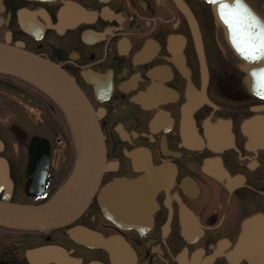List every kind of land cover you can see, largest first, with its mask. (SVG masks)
I'll return each mask as SVG.
<instances>
[{
	"label": "flooded vegetation",
	"instance_id": "1",
	"mask_svg": "<svg viewBox=\"0 0 264 264\" xmlns=\"http://www.w3.org/2000/svg\"><path fill=\"white\" fill-rule=\"evenodd\" d=\"M244 1L264 18V0ZM0 43L18 44L73 79L104 139L108 169L99 188L129 183L126 200L109 203V216L94 195L59 229L0 226V264H264L257 250L264 234V65L235 54L209 3L0 0ZM23 84L0 76L9 134L18 141L10 127L25 115L47 135L26 130V141H18L25 159L12 160L0 132L11 182L0 200L40 204L67 179L73 159L66 170L56 164L65 132L51 120V103ZM33 135L50 142L47 167L28 162ZM252 219L261 223L251 225L257 235L246 245L240 235ZM72 228L107 248L72 239ZM43 249L47 256L33 257Z\"/></svg>",
	"mask_w": 264,
	"mask_h": 264
},
{
	"label": "water",
	"instance_id": "2",
	"mask_svg": "<svg viewBox=\"0 0 264 264\" xmlns=\"http://www.w3.org/2000/svg\"><path fill=\"white\" fill-rule=\"evenodd\" d=\"M204 1L210 4L215 19L224 27L226 38L235 54L246 61L260 60L264 65V22L255 11L244 0L239 4L235 0ZM261 74L263 77L259 74L258 86L264 90V71ZM0 75L31 84L49 98L61 112L75 150L71 173L46 202L20 204L0 200V226L37 232L65 227L88 208L103 173L108 169L104 140L95 112L73 79L61 67L18 44L0 43ZM10 131L19 141L27 138L26 131L17 124H12ZM27 149L29 163H43L47 167L49 142L46 138L33 136ZM2 150L3 143L0 140V152ZM127 184L124 180H114L102 188L98 200L106 216H109V203L118 198L117 194L129 193L125 190ZM10 186L6 160L0 157V189L8 193ZM255 223L261 222L252 219L246 225L249 231L242 239L247 242L246 245L253 239L250 231L251 225ZM68 234L85 245L89 246L92 241L98 240L101 247L107 248L106 241L81 229H70ZM247 249L250 251L251 246H247ZM48 254L49 251L43 249L32 255L42 258Z\"/></svg>",
	"mask_w": 264,
	"mask_h": 264
},
{
	"label": "rangeland",
	"instance_id": "3",
	"mask_svg": "<svg viewBox=\"0 0 264 264\" xmlns=\"http://www.w3.org/2000/svg\"><path fill=\"white\" fill-rule=\"evenodd\" d=\"M18 99L20 100V96H18ZM31 102H32V100H31ZM34 102H35V100H34ZM27 106L28 107H26V111L28 113H31L32 110L34 111L33 106H30V105H27ZM31 107H33V108L31 109ZM20 111H21V109L18 110V113H21ZM50 111L52 114H54L58 117V114L54 111V109L53 110L51 109ZM0 112H1L0 113V124H1V131L0 132H1V135L4 137V139H6L8 141V143H9L8 145L10 147L9 149H7L8 151L5 150L4 155L7 158H10L12 160H16V159L17 160H19V159L24 160L25 154H26V147L24 145H21L18 141L14 140V138L9 134L8 126L12 121L8 119L9 116L6 113H3L6 111L2 108L1 105H0ZM22 116H23V119L18 117L17 123L20 124V126H23V128L25 130H27L29 132V134H33L34 132H38L39 134L42 133V135H47L46 129L41 125V123L40 124H32V120H29L25 115H22ZM56 116H54V117H56ZM65 129H67L66 125H65ZM65 133L69 135L67 130L65 131ZM69 137H70V135H69ZM65 142L66 143H64V145L66 146V152L64 153L62 151V149H60L59 145L55 144L57 148H56L54 154H55V160L57 161L56 164H59V165H60V163L64 164L63 166L65 167V170H66L68 168V166L71 164L70 163L71 160L73 159V157H72L73 156V151H72L73 145L70 143V142L73 143V141L72 140L68 141V139L66 137ZM55 143H56V141H55ZM72 169H73V167H72ZM46 201H43L42 203H44Z\"/></svg>",
	"mask_w": 264,
	"mask_h": 264
},
{
	"label": "bare ground",
	"instance_id": "4",
	"mask_svg": "<svg viewBox=\"0 0 264 264\" xmlns=\"http://www.w3.org/2000/svg\"><path fill=\"white\" fill-rule=\"evenodd\" d=\"M252 9V8H251ZM257 14V16L260 18V20L261 21H263L264 22V18L262 17V16H260L258 13H256ZM241 59H242V57H240ZM51 62V61H50ZM24 86L26 87V88H28V91H30V90H35L34 92H37L36 91V89L31 85V84H28V83H25L24 82ZM263 86H264V84H263ZM86 98V97H85ZM88 101V100H87ZM89 103V102H88ZM90 104V103H89ZM91 106V105H90ZM92 107V106H91ZM93 109V108H92ZM99 125V124H98ZM100 128V127H99ZM256 128L257 129H261V128H263V125L262 124H260V123H258L257 124V126H256ZM101 131V130H100ZM65 138V137H64ZM68 139V138H67ZM69 139H70V137H69ZM104 140V139H103ZM71 143V142H70ZM72 144V143H71ZM73 145V144H72ZM104 146H105V144H104ZM72 147V146H71ZM72 151H73V158H75V150H74V146H73V148H72ZM74 160V159H73ZM105 161H106V152H105ZM101 183V182H100ZM109 184V183H108ZM105 185H107V184H105ZM99 187H100V184H99ZM98 187V190H97V192H96V197L98 198V196L100 195V192H101V190H102V188H99ZM117 199L116 200H118L120 203L121 202H124V200H126L125 199V195L124 194H121V193H118L117 194ZM113 200H115V198L113 199ZM115 200V201H116ZM135 200V199H134ZM249 230L248 229H246V227H245V229H244V227L242 228V232H241V235H240V237H242V235H245L247 232H248ZM250 234L252 235V236H255V235H257L255 232H253V231H250ZM261 239H262V243H261V245H260V247L259 248H257V250H264V234H262V236L260 237Z\"/></svg>",
	"mask_w": 264,
	"mask_h": 264
},
{
	"label": "trees",
	"instance_id": "5",
	"mask_svg": "<svg viewBox=\"0 0 264 264\" xmlns=\"http://www.w3.org/2000/svg\"><path fill=\"white\" fill-rule=\"evenodd\" d=\"M1 76V75H0ZM5 77H8L9 79H12V80H16V81H19L18 79H15V78H13V77H10V76H5ZM23 83V82H22ZM24 85V84H23ZM20 88V87H19ZM20 91V90H19ZM35 91V90H34ZM37 91V90H36ZM36 93H38L39 95H40V97H43L44 99H46L48 102H50V103H52L51 101H50V99H48L45 95H43L42 93H40V92H36ZM51 106H52V104H51ZM54 106V105H53ZM52 106V108L54 109V111L58 114V117L56 116V117H54L53 115L54 114H52L51 113V109H49V111H50V113H51V115H52V118H51V120L53 121V122H55L57 125H58V128H59V133H63V132H65V130H64V118H63V116H62V114H61V112L57 109V107L56 106H54L53 107ZM65 135V137H67L68 138V141L70 140L71 141V138L69 139V135L68 134H64Z\"/></svg>",
	"mask_w": 264,
	"mask_h": 264
},
{
	"label": "snow or ice",
	"instance_id": "6",
	"mask_svg": "<svg viewBox=\"0 0 264 264\" xmlns=\"http://www.w3.org/2000/svg\"><path fill=\"white\" fill-rule=\"evenodd\" d=\"M235 3H236V4L241 3V0H235Z\"/></svg>",
	"mask_w": 264,
	"mask_h": 264
}]
</instances>
